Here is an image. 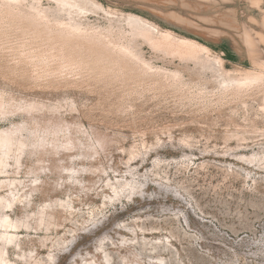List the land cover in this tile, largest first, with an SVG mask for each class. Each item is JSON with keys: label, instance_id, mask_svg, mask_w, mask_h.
I'll return each instance as SVG.
<instances>
[{"label": "rangeland", "instance_id": "obj_1", "mask_svg": "<svg viewBox=\"0 0 264 264\" xmlns=\"http://www.w3.org/2000/svg\"><path fill=\"white\" fill-rule=\"evenodd\" d=\"M72 2L0 0L7 259L264 264V0Z\"/></svg>", "mask_w": 264, "mask_h": 264}, {"label": "bare ground", "instance_id": "obj_2", "mask_svg": "<svg viewBox=\"0 0 264 264\" xmlns=\"http://www.w3.org/2000/svg\"><path fill=\"white\" fill-rule=\"evenodd\" d=\"M56 1L60 2L63 5H66V6H74L72 0H56ZM163 35L166 36V37H169L168 35H165V34H163ZM191 44H194V42L192 40H189V39H186V38L178 40V45L179 46H185V45H191ZM251 79H255V78H251ZM255 80H257V79H255ZM244 83H246V82H244ZM31 132H33V135H35L36 137H40V139H37L38 141H40V142H42V141L45 142L46 141L45 137H43L41 135H37L36 131H31ZM13 142H14V139L11 136L4 135V134L0 135V149H2V152H3L2 155H1V159H0V174L5 173L7 171L6 167H7L8 164L5 162L4 157L9 155L10 152L13 150V146H12ZM18 143H19V149H22L24 147V145H25V142H23L21 140ZM68 143H70V142L68 141L66 144H68ZM42 145H44V144L42 143ZM0 200L2 201L3 198H0ZM11 206H12L11 203L3 205L2 202H0V207L3 208V209L10 208ZM0 228H1L0 230L3 231V235L2 236H5V237L8 236L7 237L8 241L14 237V235L9 234L12 231L11 230L12 228H16V225L14 224V221L10 217L4 216V217L1 218ZM8 241H6V242H8ZM7 247H8L7 245L3 246V247L0 246V264H11V262L6 257V252L5 251H6ZM103 258H104V262L107 263L108 262V259H107L108 257H106V256L104 257L103 256Z\"/></svg>", "mask_w": 264, "mask_h": 264}]
</instances>
